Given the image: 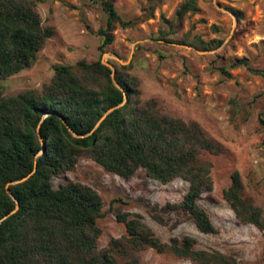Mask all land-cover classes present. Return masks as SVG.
I'll list each match as a JSON object with an SVG mask.
<instances>
[{
    "label": "trees",
    "instance_id": "obj_1",
    "mask_svg": "<svg viewBox=\"0 0 264 264\" xmlns=\"http://www.w3.org/2000/svg\"><path fill=\"white\" fill-rule=\"evenodd\" d=\"M157 1L148 0L150 8ZM196 1L181 0L175 20L194 11ZM97 2L105 15L104 25L95 31L102 53L116 25H128L130 19L119 15L114 0ZM54 31L41 23L36 0H0V80L30 67ZM167 35L161 31L158 39L183 43ZM219 42L198 40L197 47ZM100 54L89 62L53 64L52 75L39 88L10 94L0 89V264H143L140 252L147 248L194 264H236L233 252L196 248L189 235L162 241L132 212L115 214L123 233L98 247V192L79 181L51 185L50 177L71 169L80 156L121 178L138 168L160 183L178 177L187 183L186 190L167 206L189 214L199 232L215 231L197 198L212 187V164L203 154L222 153L223 144L198 122L161 112L154 98L141 99L129 63L107 59L111 70ZM238 66L264 77V69L251 68L244 56L216 69L227 76L228 68ZM258 122L264 130V116ZM221 196L236 221L264 230V213L244 194L237 170L229 173Z\"/></svg>",
    "mask_w": 264,
    "mask_h": 264
},
{
    "label": "rangeland",
    "instance_id": "obj_2",
    "mask_svg": "<svg viewBox=\"0 0 264 264\" xmlns=\"http://www.w3.org/2000/svg\"><path fill=\"white\" fill-rule=\"evenodd\" d=\"M180 1L158 0L150 8L148 0H114L116 11L130 23L116 25L111 44L101 53L95 31L104 25L105 15L97 0H36L41 23L51 25L54 34L30 67L0 80V89L10 94L39 88L52 75L53 64L89 62L100 53L103 60L129 63L141 99L154 98L161 112L198 122L209 137L223 144L222 153L203 154L212 164V187L197 198L215 231L199 232L189 214L167 206L186 190L187 183L178 177L160 183L138 168L121 178L80 156L71 169L52 175L51 185L79 181L98 192L102 199V216L96 220L98 247L123 233L115 214L132 212L162 241L189 235L196 248L233 252L236 264H264V230L236 221L221 196L229 173L237 170L244 194L264 213V130L258 122L264 116V77L243 66L228 68L227 76L216 69L241 56L251 68L264 69V0H197L196 9L177 22L174 11ZM165 30L183 43L158 39ZM210 39L220 42L207 49L197 47L198 40ZM140 256L143 264H194L150 248Z\"/></svg>",
    "mask_w": 264,
    "mask_h": 264
},
{
    "label": "water",
    "instance_id": "obj_3",
    "mask_svg": "<svg viewBox=\"0 0 264 264\" xmlns=\"http://www.w3.org/2000/svg\"><path fill=\"white\" fill-rule=\"evenodd\" d=\"M116 60H117V62H119V63H126V62H124V61H121L119 58H116ZM100 61H101L102 63H104L106 66H108L109 68H111V70H112V67H111V65H110L109 62H106L105 60H103L102 57H101ZM24 178H26V176L22 177L21 179H24Z\"/></svg>",
    "mask_w": 264,
    "mask_h": 264
}]
</instances>
